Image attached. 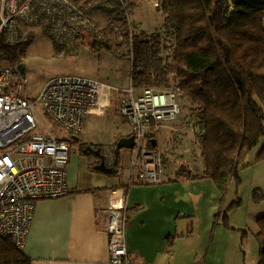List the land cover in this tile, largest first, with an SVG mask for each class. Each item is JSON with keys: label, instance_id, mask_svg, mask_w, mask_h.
I'll return each mask as SVG.
<instances>
[{"label": "built area", "instance_id": "obj_1", "mask_svg": "<svg viewBox=\"0 0 264 264\" xmlns=\"http://www.w3.org/2000/svg\"><path fill=\"white\" fill-rule=\"evenodd\" d=\"M124 8L131 23L129 9L126 5ZM29 27H39L64 52L74 54L87 43L88 37L93 42L107 39V30L96 24L93 15L78 0H0V237L9 239L19 250L26 241L35 202L63 197L70 191L66 165L71 140L84 132L87 116L103 115L111 106L114 94L120 91L95 78L73 74L50 78L34 101L28 99L24 95L27 79L18 69L19 62L3 58L1 47L19 43L21 30ZM167 56L170 61L171 53ZM182 96L174 82L160 89L136 88L130 81L124 90L117 110L134 141L127 169L130 183L162 180L161 153L149 134L158 131L164 122L177 118L178 99ZM37 103L52 123L68 134L67 138L46 126L41 129L35 110ZM189 126L196 131L194 123ZM105 157L112 166V151L105 152ZM116 193L118 202L107 206L110 263L151 264L135 259L126 246L125 203L119 192L113 195Z\"/></svg>", "mask_w": 264, "mask_h": 264}, {"label": "trees", "instance_id": "obj_2", "mask_svg": "<svg viewBox=\"0 0 264 264\" xmlns=\"http://www.w3.org/2000/svg\"><path fill=\"white\" fill-rule=\"evenodd\" d=\"M156 1L164 27L150 36L129 35L121 0H85L81 7L91 15H104L108 37H124L120 44L129 47L123 56L130 60L134 87L165 89L174 82L188 98L204 168L199 174L180 168L176 175L210 178L223 193L232 177L238 180L239 166H246L247 154L264 136V0ZM26 42L3 44L2 57L20 61ZM92 45L111 50L106 41ZM256 158H264V142ZM119 166L116 152L111 174L117 175ZM222 221L229 227L226 212ZM257 225L258 264H264V215ZM0 264L31 261L0 237Z\"/></svg>", "mask_w": 264, "mask_h": 264}, {"label": "crops", "instance_id": "obj_3", "mask_svg": "<svg viewBox=\"0 0 264 264\" xmlns=\"http://www.w3.org/2000/svg\"><path fill=\"white\" fill-rule=\"evenodd\" d=\"M262 22L264 26V16ZM88 41L92 45L89 37ZM95 117L99 116L88 115L84 132L71 140L66 165L69 193L35 202L21 249L31 264H111L107 206L118 199L113 195L115 192L124 198L125 242L135 259L151 264H237L236 240L233 248L227 244L224 230L229 227L222 217L219 223L220 216L215 214L220 203L215 200L219 191L213 180L178 176L174 168L159 182L130 183L127 175L130 149L125 148L118 151L117 175L95 170L98 158L90 151L84 152L86 147L101 148L103 153L111 150L115 157L118 139L131 136L123 118L125 128H117L112 136H100L95 133L101 130L95 128ZM157 132L151 131L155 146ZM57 134L68 137L63 130Z\"/></svg>", "mask_w": 264, "mask_h": 264}, {"label": "rangeland", "instance_id": "obj_4", "mask_svg": "<svg viewBox=\"0 0 264 264\" xmlns=\"http://www.w3.org/2000/svg\"><path fill=\"white\" fill-rule=\"evenodd\" d=\"M78 1L83 3L85 0ZM124 2L132 21L129 23L126 19L130 36L139 32H145L147 36L156 31L162 33L164 18L159 4H154L153 0H148L147 3L145 0ZM93 17L96 24L105 29L104 15L98 12ZM22 31V39H27V42L20 61L17 62L24 67L23 73L27 79L24 95L28 99L34 101L42 86L52 77L82 74L113 85L121 91L114 94L112 106L107 112L101 117H95V128L101 129L95 133L112 136L117 128L126 127L122 117L114 111L130 84V60L123 56L129 47L126 43L120 44L124 41L121 34L108 37L107 33L106 44L111 50L103 46L95 48L91 41H87L74 54L64 52L39 27L24 28ZM178 102L180 114L175 120L164 122V126L155 134L158 138L156 149L161 153L163 176L166 172L171 173L174 168L187 169L194 174L201 173L204 168L196 136L197 128L194 131L189 126L190 123L195 124L192 105L184 96ZM35 110L41 129L46 126L54 132L61 130L52 123L39 103ZM150 136L153 137L154 134L150 133L149 138ZM263 142L264 136L247 154L244 162L246 166H239L238 180L232 177L223 193L216 187L219 192L215 200L220 204L215 214L220 216V223L223 214L227 213L229 230L224 231L230 247L235 246L233 240H236L237 264H258L259 245L255 233L258 230L257 219L264 215V158L256 160V157ZM231 259L229 255V262H232Z\"/></svg>", "mask_w": 264, "mask_h": 264}, {"label": "water", "instance_id": "obj_5", "mask_svg": "<svg viewBox=\"0 0 264 264\" xmlns=\"http://www.w3.org/2000/svg\"><path fill=\"white\" fill-rule=\"evenodd\" d=\"M18 69L21 72H24V67L21 63L18 65ZM134 141H133V136H128V137H121L118 139V141L115 143L114 151L118 152L120 149H131L133 147ZM153 145H155V141H153ZM90 151L92 152L95 156L98 157V163L94 165V169L97 171H101L103 173L110 174L113 171V167L109 166L106 163L105 156L101 150V148L93 149L92 147L88 146L85 148L84 152Z\"/></svg>", "mask_w": 264, "mask_h": 264}, {"label": "bare ground", "instance_id": "obj_6", "mask_svg": "<svg viewBox=\"0 0 264 264\" xmlns=\"http://www.w3.org/2000/svg\"><path fill=\"white\" fill-rule=\"evenodd\" d=\"M115 195H118V193H116ZM118 201H117V199H113V205H115L116 203H117Z\"/></svg>", "mask_w": 264, "mask_h": 264}, {"label": "flooded vegetation", "instance_id": "obj_7", "mask_svg": "<svg viewBox=\"0 0 264 264\" xmlns=\"http://www.w3.org/2000/svg\"><path fill=\"white\" fill-rule=\"evenodd\" d=\"M104 154V156H105V153H103ZM98 158V157H97ZM105 160H106V157H105ZM106 163H107V160H106Z\"/></svg>", "mask_w": 264, "mask_h": 264}]
</instances>
